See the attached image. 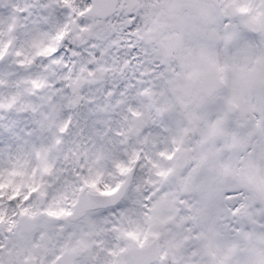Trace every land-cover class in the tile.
Here are the masks:
<instances>
[{"label":"snow or ice","instance_id":"obj_1","mask_svg":"<svg viewBox=\"0 0 264 264\" xmlns=\"http://www.w3.org/2000/svg\"><path fill=\"white\" fill-rule=\"evenodd\" d=\"M0 264H264V0H0Z\"/></svg>","mask_w":264,"mask_h":264}]
</instances>
